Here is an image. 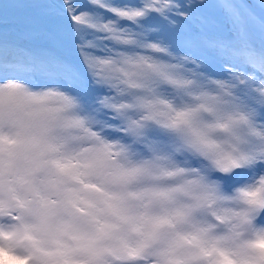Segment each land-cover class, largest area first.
Returning <instances> with one entry per match:
<instances>
[{
  "label": "rangeland",
  "instance_id": "374dc122",
  "mask_svg": "<svg viewBox=\"0 0 264 264\" xmlns=\"http://www.w3.org/2000/svg\"><path fill=\"white\" fill-rule=\"evenodd\" d=\"M220 13L215 35L183 9L190 49L121 30L117 78L63 40L0 41V264H264V41L232 35L228 0ZM147 106L165 126L133 141ZM229 162L247 173L232 192Z\"/></svg>",
  "mask_w": 264,
  "mask_h": 264
},
{
  "label": "trees",
  "instance_id": "16d2710c",
  "mask_svg": "<svg viewBox=\"0 0 264 264\" xmlns=\"http://www.w3.org/2000/svg\"><path fill=\"white\" fill-rule=\"evenodd\" d=\"M59 1L72 11L75 23L68 22L46 0H0V41L20 43L33 49L40 42L47 40L45 30L48 25L53 26L66 42L65 49L68 43L75 51L77 62H80V57L87 58L89 67L95 64V58L99 53H104L109 62L99 68L103 66L102 69L109 74L108 77L117 78L126 76L129 70V62L122 59L120 53L122 41L125 40L124 45L128 46L133 41L131 37L123 39L120 36L121 30L130 32L128 28L133 27L140 33L147 26L159 25L160 31L169 33L168 42L175 44L173 46L182 45L185 49H190L192 45L187 36L191 32L187 22L182 20V25L177 26V19L183 18L185 8L194 20L200 21L199 26L206 31L215 35L218 32L224 34L226 32L220 13L221 3L226 0ZM148 1L152 3V7L141 11L137 16L131 17L125 13L130 6H139L141 3H149ZM228 1L235 8V13L229 18L232 35L236 38L243 37L246 41H264V25L243 10L236 0ZM187 3L188 6L185 7ZM63 25L68 27H62ZM136 35L138 38V33ZM140 85L142 86L141 83ZM154 112L153 107L147 106L143 118L125 128L127 132L133 133V136L130 134L131 140L136 141L139 133L152 134L161 131L165 126L163 118ZM146 118L153 120L154 123H146Z\"/></svg>",
  "mask_w": 264,
  "mask_h": 264
}]
</instances>
